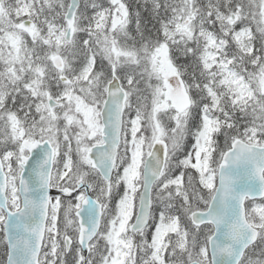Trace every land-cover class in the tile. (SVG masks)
Returning <instances> with one entry per match:
<instances>
[{"label":"snow or ice","instance_id":"6c2138e0","mask_svg":"<svg viewBox=\"0 0 264 264\" xmlns=\"http://www.w3.org/2000/svg\"><path fill=\"white\" fill-rule=\"evenodd\" d=\"M0 264H264V0H0Z\"/></svg>","mask_w":264,"mask_h":264}]
</instances>
